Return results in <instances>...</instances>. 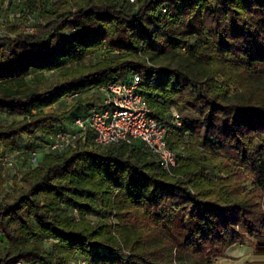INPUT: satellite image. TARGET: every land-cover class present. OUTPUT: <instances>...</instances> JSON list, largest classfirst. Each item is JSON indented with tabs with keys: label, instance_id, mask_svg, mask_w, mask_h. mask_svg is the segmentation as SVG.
I'll return each instance as SVG.
<instances>
[{
	"label": "trees",
	"instance_id": "trees-1",
	"mask_svg": "<svg viewBox=\"0 0 264 264\" xmlns=\"http://www.w3.org/2000/svg\"><path fill=\"white\" fill-rule=\"evenodd\" d=\"M4 9L13 16L0 32V113L21 119L0 125V154L29 165L0 198V264H212L246 236L255 257L241 264H264V0H8ZM98 49L105 55L83 62ZM178 49L197 71L155 62ZM133 74L167 125L171 171L138 140L42 149L64 118L97 105L98 85ZM89 90L97 102L43 111Z\"/></svg>",
	"mask_w": 264,
	"mask_h": 264
},
{
	"label": "built area",
	"instance_id": "built-area-1",
	"mask_svg": "<svg viewBox=\"0 0 264 264\" xmlns=\"http://www.w3.org/2000/svg\"><path fill=\"white\" fill-rule=\"evenodd\" d=\"M7 1L4 0V6ZM9 15L12 17L13 13L10 12ZM25 30L32 32L33 27L26 26ZM139 81V75L133 74L128 82L113 81L98 85L97 105L88 107L83 116L76 117L70 129L58 130L49 135L48 141L42 144V149L60 152L75 141L84 144L88 139L102 146L119 142L129 144L138 140L155 156L162 168L171 171L177 163V155L168 145L167 125L148 106L144 95L139 91ZM171 123L176 127L181 125L180 114L175 110L171 111ZM37 153L36 149L29 152L31 163L36 162ZM11 155L3 154L0 160L12 169L13 176L17 168ZM68 264L89 263L84 259H72Z\"/></svg>",
	"mask_w": 264,
	"mask_h": 264
},
{
	"label": "rangeland",
	"instance_id": "rangeland-1",
	"mask_svg": "<svg viewBox=\"0 0 264 264\" xmlns=\"http://www.w3.org/2000/svg\"><path fill=\"white\" fill-rule=\"evenodd\" d=\"M11 19V16H6L4 6H2V3L0 2V31L4 28V25L7 21ZM33 32V30H32ZM105 53L102 49H98L92 54L86 56L83 59L84 63L91 64L99 60L102 56H104ZM155 62L158 65H168L171 67H183L186 66V69L192 73L194 71L198 70V67L200 65L198 63H188V60L185 57L184 51L178 49L172 54H167V55H160L155 58ZM52 80H57V76L55 73L53 74H47ZM259 86H263L264 83L260 80L258 82ZM96 96V93L94 90H89L88 92H85L79 96H75L72 99L71 98H66L64 100H61V102H57L47 108H45L43 111L48 112V113H63L67 111L77 100H83L84 102L92 101ZM174 110V109H173ZM176 111V110H175ZM180 113V112H179ZM21 119V116H10L5 113H0V125L1 124H6L9 122L17 121ZM63 126L66 127L67 129H70L72 126L71 119L69 117H66L63 119ZM21 141L20 143L23 144L25 142V135L24 137H20ZM1 150V147H0ZM7 152V151H6ZM12 154L11 156L13 157L15 161V166L17 168V172L14 175V177L11 175L12 169H10L8 166H6L2 160H0V174L3 177V180L0 184V198L7 194L11 195L12 194V189L14 190L17 186L21 184L20 179L22 172L27 169L29 165V160L26 155H21V154H16L7 152L4 155ZM1 156V154H0ZM40 157V154L37 153V158ZM243 169L245 172L248 174L249 177H254L255 173L254 171L248 167L244 166ZM89 218L93 221L96 220L97 216H92L89 215ZM54 242V239L52 238H44L41 240L39 243V246L41 248H45L47 251L52 250V243ZM254 243L255 240L252 237L246 236L242 239L241 242H237L233 244L234 249H232V257L233 259L230 262V264H240V262L244 259H252L255 257L254 255ZM6 240L0 238V251L3 250L6 246ZM238 248L241 249V253H239L237 250ZM219 263V262H218ZM21 264H24L23 262ZM65 264V263H63ZM68 264V263H67Z\"/></svg>",
	"mask_w": 264,
	"mask_h": 264
},
{
	"label": "crops",
	"instance_id": "crops-1",
	"mask_svg": "<svg viewBox=\"0 0 264 264\" xmlns=\"http://www.w3.org/2000/svg\"><path fill=\"white\" fill-rule=\"evenodd\" d=\"M93 102H97V97L95 96V99L93 100ZM233 247V245H231L230 247H228L227 249H226V254L228 255L227 257H222V258H218V259H216L212 264H230V262L229 261H231L232 259H233V257L231 256L233 253V251H232V249H234V248H232ZM239 250H237L239 253H241V249L240 248H238ZM243 261V260H242ZM241 261V262H242ZM219 262V263H218ZM241 262H240V264H241Z\"/></svg>",
	"mask_w": 264,
	"mask_h": 264
}]
</instances>
